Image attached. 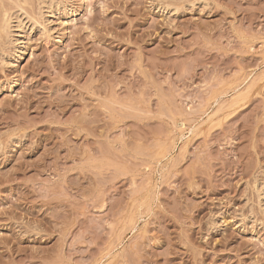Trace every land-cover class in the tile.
<instances>
[{"label":"rangeland","instance_id":"rangeland-1","mask_svg":"<svg viewBox=\"0 0 264 264\" xmlns=\"http://www.w3.org/2000/svg\"><path fill=\"white\" fill-rule=\"evenodd\" d=\"M47 1L0 0V264H264V0Z\"/></svg>","mask_w":264,"mask_h":264},{"label":"bare ground","instance_id":"bare-ground-1","mask_svg":"<svg viewBox=\"0 0 264 264\" xmlns=\"http://www.w3.org/2000/svg\"><path fill=\"white\" fill-rule=\"evenodd\" d=\"M47 1V0H46ZM49 2V0L46 2V3H48ZM46 3L44 4V5H46ZM53 4H54V2L52 3V1H50L46 6H44L43 8H45L46 10H51L52 8H53ZM55 7V6H54ZM44 9V10H45ZM43 10V9H42ZM17 12V11H16ZM46 12V11H45ZM48 13V12H47ZM24 14V15H23ZM22 15L21 14H17V13H13L12 15H10L9 16V18L7 19V22H6V28L4 27V29H6V31H7V33L10 35V36H15V35H18V34H20V32L18 33V31L20 30V28H22L23 27V24L25 23V14L26 13H23ZM44 15V14H43ZM25 18H24V17ZM27 18H28V16H27ZM26 18V19H27ZM30 18V17H29ZM31 19V18H30ZM30 21V20H29ZM32 21L34 22L35 20H33L32 19ZM34 23H36V21L34 22ZM34 23H32V24H34ZM20 37V36H19ZM18 37V38H19ZM15 40V41H14ZM14 40H12V41H14V42H16L18 39L17 38H15ZM11 41V42H12ZM20 43V42H19ZM12 44H13V42H12ZM20 46V45H19ZM258 185V184H257Z\"/></svg>","mask_w":264,"mask_h":264}]
</instances>
